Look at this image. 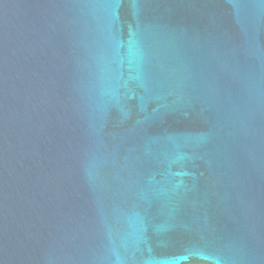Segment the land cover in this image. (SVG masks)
Returning a JSON list of instances; mask_svg holds the SVG:
<instances>
[{
  "label": "water",
  "instance_id": "water-1",
  "mask_svg": "<svg viewBox=\"0 0 264 264\" xmlns=\"http://www.w3.org/2000/svg\"><path fill=\"white\" fill-rule=\"evenodd\" d=\"M0 264H264V0H0Z\"/></svg>",
  "mask_w": 264,
  "mask_h": 264
}]
</instances>
